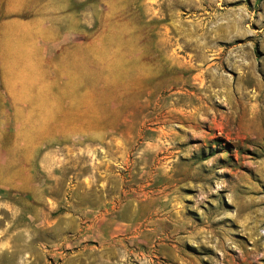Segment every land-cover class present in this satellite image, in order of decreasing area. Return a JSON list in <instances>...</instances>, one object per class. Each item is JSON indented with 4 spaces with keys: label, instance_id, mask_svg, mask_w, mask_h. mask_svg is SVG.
<instances>
[{
    "label": "rangeland",
    "instance_id": "1",
    "mask_svg": "<svg viewBox=\"0 0 264 264\" xmlns=\"http://www.w3.org/2000/svg\"><path fill=\"white\" fill-rule=\"evenodd\" d=\"M0 264H264V0H0Z\"/></svg>",
    "mask_w": 264,
    "mask_h": 264
},
{
    "label": "crops",
    "instance_id": "2",
    "mask_svg": "<svg viewBox=\"0 0 264 264\" xmlns=\"http://www.w3.org/2000/svg\"><path fill=\"white\" fill-rule=\"evenodd\" d=\"M42 21H47V24H48V19L47 20H45L44 18L43 19H40V20H38V21H36L35 23H37V24H39L38 26H39V28H40V30H41V36H42V34H45V35H47L48 33H51V35L54 33V32H56V31H58L57 30V28L55 27V26H50V27H48L47 25H45V27H43V25L44 24H42ZM19 23V22H18ZM34 23V24H35ZM33 23H31V22H29V26H31ZM32 26H34V25H32ZM36 26V25H35ZM37 27V26H36ZM59 38V36L56 38V39H54V40H59L58 39ZM27 39H28V37H27V34H26V36H25V38L23 39L24 40V44L25 45H27ZM31 41H33L32 39H30ZM29 40V42H31ZM60 42V41H59ZM30 45H32L33 44V42H31V43H29ZM35 47H37V48H39V50H38V52H39V55H37L38 56V58H39V60H40V62H41V64L44 62V53H43V50L42 49H40V44L39 45H36ZM62 47V46H61ZM43 60V61H42ZM19 85V83L17 82V83H15V85H13V87L8 91V93L12 96V97H14L15 95H17L18 94V91L20 92V90H19V88H20V86H18Z\"/></svg>",
    "mask_w": 264,
    "mask_h": 264
}]
</instances>
